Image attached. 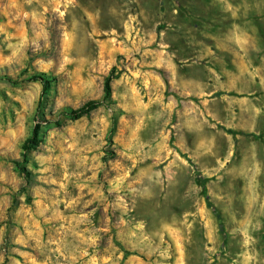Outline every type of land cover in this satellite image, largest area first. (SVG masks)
I'll use <instances>...</instances> for the list:
<instances>
[{"label": "rangeland", "instance_id": "obj_1", "mask_svg": "<svg viewBox=\"0 0 264 264\" xmlns=\"http://www.w3.org/2000/svg\"><path fill=\"white\" fill-rule=\"evenodd\" d=\"M0 264H264V0H0Z\"/></svg>", "mask_w": 264, "mask_h": 264}, {"label": "trees", "instance_id": "obj_2", "mask_svg": "<svg viewBox=\"0 0 264 264\" xmlns=\"http://www.w3.org/2000/svg\"><path fill=\"white\" fill-rule=\"evenodd\" d=\"M5 79H7L10 82H13L12 78L8 77V76H4ZM28 81H40L43 86H44V90L46 91L50 85L52 83L56 82L55 78H51L49 76H47L46 74L40 73V74H34L33 76H31V78ZM111 78H107L105 81V85H104V100H110L112 99V85H111ZM177 99H179L177 97ZM98 102L97 101H90L87 104H85L82 108L77 109V110H71L70 112H66V114L73 118V119H80L85 115H88L89 113H91L92 111H94L97 107H98ZM39 128H35L33 131V135L31 138L28 139V141L26 142V144L24 145V150L26 152H29L33 149H36V147L39 144ZM14 164L16 165L17 169H19L23 174H25V176L29 177L30 176V171L27 167L22 166L20 161H14ZM202 182V186L204 188V193L206 192V186L204 185V181L203 180H199ZM128 253V252H126Z\"/></svg>", "mask_w": 264, "mask_h": 264}]
</instances>
